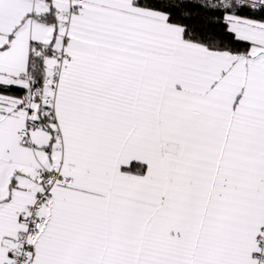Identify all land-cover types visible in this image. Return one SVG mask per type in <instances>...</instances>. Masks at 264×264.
I'll use <instances>...</instances> for the list:
<instances>
[{"label": "snow or ice", "instance_id": "6c2138e0", "mask_svg": "<svg viewBox=\"0 0 264 264\" xmlns=\"http://www.w3.org/2000/svg\"><path fill=\"white\" fill-rule=\"evenodd\" d=\"M0 264H264V0H0Z\"/></svg>", "mask_w": 264, "mask_h": 264}]
</instances>
